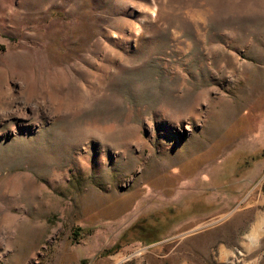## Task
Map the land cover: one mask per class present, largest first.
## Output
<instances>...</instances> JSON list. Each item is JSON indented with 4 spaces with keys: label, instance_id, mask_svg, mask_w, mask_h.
Segmentation results:
<instances>
[{
    "label": "rangeland",
    "instance_id": "1",
    "mask_svg": "<svg viewBox=\"0 0 264 264\" xmlns=\"http://www.w3.org/2000/svg\"><path fill=\"white\" fill-rule=\"evenodd\" d=\"M264 264V0H0V264Z\"/></svg>",
    "mask_w": 264,
    "mask_h": 264
},
{
    "label": "bare ground",
    "instance_id": "2",
    "mask_svg": "<svg viewBox=\"0 0 264 264\" xmlns=\"http://www.w3.org/2000/svg\"><path fill=\"white\" fill-rule=\"evenodd\" d=\"M120 261L122 262L123 260L116 259L115 264H118Z\"/></svg>",
    "mask_w": 264,
    "mask_h": 264
}]
</instances>
